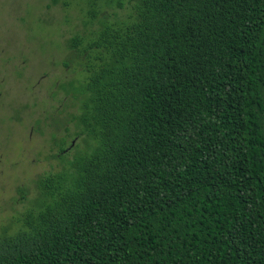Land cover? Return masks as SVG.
I'll return each mask as SVG.
<instances>
[{
    "label": "trees",
    "instance_id": "trees-1",
    "mask_svg": "<svg viewBox=\"0 0 264 264\" xmlns=\"http://www.w3.org/2000/svg\"><path fill=\"white\" fill-rule=\"evenodd\" d=\"M124 1L67 39L85 147L0 264H264V0Z\"/></svg>",
    "mask_w": 264,
    "mask_h": 264
},
{
    "label": "rangeland",
    "instance_id": "rangeland-1",
    "mask_svg": "<svg viewBox=\"0 0 264 264\" xmlns=\"http://www.w3.org/2000/svg\"><path fill=\"white\" fill-rule=\"evenodd\" d=\"M129 13L123 0H0V236L42 205L38 176L62 171L61 160L85 147L70 120L72 91L61 89L84 72L75 61L64 66L67 39L80 33L85 45L103 18L121 22ZM61 137L69 152L58 155Z\"/></svg>",
    "mask_w": 264,
    "mask_h": 264
}]
</instances>
